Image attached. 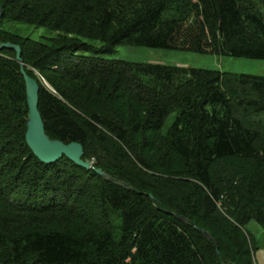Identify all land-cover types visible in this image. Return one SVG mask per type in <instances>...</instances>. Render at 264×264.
<instances>
[{
	"label": "trees",
	"instance_id": "obj_1",
	"mask_svg": "<svg viewBox=\"0 0 264 264\" xmlns=\"http://www.w3.org/2000/svg\"><path fill=\"white\" fill-rule=\"evenodd\" d=\"M0 9V23L56 33L33 40L0 27V43L20 46L46 134L80 142L107 175L34 155L20 65L0 49V264H254L245 225L264 227V128L242 118L249 110L223 83L264 103V76L104 56L135 45L264 59V18L250 2L0 0ZM229 158L247 160V173L227 172ZM75 219L89 227L71 229Z\"/></svg>",
	"mask_w": 264,
	"mask_h": 264
},
{
	"label": "rangeland",
	"instance_id": "obj_2",
	"mask_svg": "<svg viewBox=\"0 0 264 264\" xmlns=\"http://www.w3.org/2000/svg\"><path fill=\"white\" fill-rule=\"evenodd\" d=\"M248 2H250L253 8L257 12H259V14L264 18V0H248ZM0 27L9 32L17 33L18 35L29 37L33 40H41L44 37L54 36L56 34L53 30L47 27H38L23 21L4 20L2 23H0ZM90 42L97 47L101 45V42L99 40H90ZM104 56L111 59H121L129 62L159 63L181 67L214 69L219 70L220 72H228L233 74L245 73L257 76H264V59H251L243 57H232L227 55L204 54L197 52L135 45L117 46L113 52L105 54ZM223 87L226 89L227 93L231 94V98L234 102L237 103L240 100V102L244 103V105L240 103L241 107L245 108V110H249L247 112L242 113V118L245 117V119L247 118L248 120H250V117H253L252 121L254 122L250 124H252L254 127L256 126L257 128H264V125H262V123H264V114L255 112L256 108H259L264 104L263 101L258 97V95L246 89L238 87L237 85H234L231 80H225V82L223 83ZM252 100H258L257 104H254ZM174 115L175 112H172L165 119L162 126L163 132H165L167 127L171 124ZM84 160L90 161L91 163L94 162V158H92V160ZM167 161L168 167L166 165V171H170L172 169L174 170L176 163H174L170 158ZM221 166L227 167L225 168L227 169V172L235 174H237V172L247 173L250 167L249 162L247 160H237L232 158L223 160ZM88 180L92 182L94 179ZM83 181L84 179L80 180V183ZM218 204H220V202H218ZM88 208V214L92 215V217H90L93 220H99V213L96 212V209H94L95 207H92V209L91 207ZM52 224L53 225H51V223L47 221L42 223V225L46 228H48V226L51 228L58 227V225L54 223ZM68 224L71 229L77 231H80V229H84L88 226L87 224L77 219L72 220V223ZM245 229L251 235L252 238L250 237L249 239L255 246L252 250L253 263L264 264V227L258 224L255 220H250L245 225Z\"/></svg>",
	"mask_w": 264,
	"mask_h": 264
},
{
	"label": "water",
	"instance_id": "obj_3",
	"mask_svg": "<svg viewBox=\"0 0 264 264\" xmlns=\"http://www.w3.org/2000/svg\"><path fill=\"white\" fill-rule=\"evenodd\" d=\"M2 48L15 51V60L19 63L20 72L24 78L28 106L25 140L34 155L41 162L46 164L56 162L65 156L76 165L86 169L92 168L97 174L107 177V175L100 168L93 167L90 161L83 159L84 150L80 142L72 141L64 143L61 140L50 138L46 134L44 123L38 110L39 85L38 82L33 77L29 76L23 68L20 46L11 42H2L0 43V49ZM197 230L200 231L205 238H210L208 233L203 231L201 228L197 227Z\"/></svg>",
	"mask_w": 264,
	"mask_h": 264
}]
</instances>
